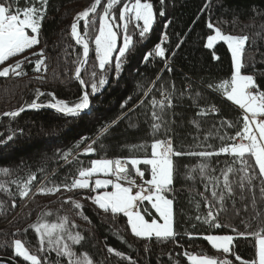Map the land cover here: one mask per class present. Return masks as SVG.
I'll return each instance as SVG.
<instances>
[{"label": "trees", "instance_id": "1", "mask_svg": "<svg viewBox=\"0 0 264 264\" xmlns=\"http://www.w3.org/2000/svg\"><path fill=\"white\" fill-rule=\"evenodd\" d=\"M82 1L47 0L39 43L0 64L2 69L28 58L22 64V75L10 73L8 77H0V116L34 101L45 106L57 99L70 105L79 102L82 92L73 76L82 51L74 45L69 28ZM126 2L128 0H119L112 9L116 23H120L119 13ZM148 2L154 12L149 32L141 38L140 29L134 23L129 25L133 45L122 60L121 70H115L113 56L105 75L106 83L98 86L95 93L91 89V73H97L98 84L100 70L91 44L99 28L98 17L104 9L97 8L93 14L95 30L90 28L88 36L92 63L81 73L91 104L84 114L67 117L31 109L0 121V169L9 170L7 174L0 172V184L7 189L0 190V256L30 264L15 255L13 241L19 239L38 256L41 264H67L66 257L49 251L46 244L41 251L38 235L30 227L42 214L50 213L44 217L48 222L68 217L70 230L85 237L80 244L68 243L78 255L87 253L94 264H191L186 253L219 260L226 258L231 264H253L256 238L237 233L250 234L264 229V194L261 193L264 178L259 176L254 159L248 158L253 166L248 175L255 173V176L250 184L245 180L242 189L240 178L246 173L241 171L239 162L234 163L233 156L220 154L202 158L187 153L218 151L221 146L232 143L228 137L235 136L243 124V112L226 99L219 87L231 80L229 51L223 43L211 49L205 46L206 39L213 33L209 23L223 34L248 37L241 71L252 75L259 90L264 91V0ZM33 3L34 0H12L13 8L23 9ZM35 6L40 7V4L36 2ZM79 24L82 33V23ZM121 32L122 29L119 37ZM158 44L165 49L164 57L153 54L146 61L145 56ZM41 50L46 70L42 65L40 71H35ZM38 91L43 95H38ZM165 96L170 99V106ZM153 100L163 101V109L159 103L153 108ZM213 107L214 112L210 111ZM153 111L161 118L159 121L153 120ZM202 111L205 114L201 115ZM155 122L161 125L158 130L152 127ZM227 122L233 127H228ZM156 140H170L176 152L184 153L172 157L173 183L167 193L168 199L173 201L174 238H138L130 232L123 215L104 212L92 202L96 192L64 189L63 186L71 185L73 179L78 178L79 170L90 167L94 159L150 158L151 144ZM90 144L94 152L83 154ZM65 153H70L67 159ZM201 163L208 165L203 175L199 170ZM138 166L145 173L143 179L148 180V166ZM229 166L234 169L229 174L233 194L225 199L220 210V204L212 197V188L215 178L220 182L217 192L223 188L221 173ZM31 176L35 179L29 184V194L21 198L19 193ZM54 186H60L55 194L38 192L40 188ZM69 198L79 202L82 209L64 203ZM13 202L15 207H12ZM208 202L212 203L216 221L222 227H210L204 222ZM147 210L145 219L156 220V214L149 207ZM72 223L77 227L71 228ZM206 235L234 236L230 253L213 249L203 238ZM108 248L123 256L109 253ZM237 256L241 259L237 260Z\"/></svg>", "mask_w": 264, "mask_h": 264}, {"label": "snow or ice", "instance_id": "2", "mask_svg": "<svg viewBox=\"0 0 264 264\" xmlns=\"http://www.w3.org/2000/svg\"><path fill=\"white\" fill-rule=\"evenodd\" d=\"M38 2L40 7H36L35 3ZM163 2V0H162ZM119 3V0H107L104 5L103 13L99 15V28L97 34L94 37L96 60L98 61V68L100 70V79L98 84L96 82L97 73L93 71L91 73L92 93H95L98 86H103L106 83L105 75L107 69L111 66L113 53L117 52L115 56V70L119 72L121 70V64L126 53L133 45V37L128 34V28L130 24H135L140 29V36L143 38L151 28L154 20L153 5L148 0H128L123 4V7L119 13V21L116 23V17L112 14V9ZM101 4V0H94L90 7L79 12L71 24V35L78 45L83 48V56L78 60V66L75 69V78L79 80L81 85H85L86 81L82 78L81 72L87 64L89 55V30L90 28L95 30L96 18L93 15V19L89 20L90 14H95L98 6ZM47 10V0H34L32 6H27L23 9L18 6L13 8L12 0H0V64H4L9 58L15 57L24 53L26 50L31 49L33 46L39 43V32L42 26L43 18ZM164 13L161 12V15ZM84 21V32L80 33L78 30L79 22ZM142 22V26L140 24ZM210 29L214 26L212 23L208 24ZM123 30V44L117 45L118 33ZM215 35H210L207 38V47L211 48L217 40L224 41L232 55L233 73L231 80L223 82L219 85L223 89L224 96L227 100L233 102L243 111V124L240 130L235 133V136H229L228 139L232 143L221 146L218 151H200L187 153L188 155H196L202 158H208L213 155L228 154L234 157V163L239 162L241 164V171L246 175L240 178V187H245L244 181L247 180L251 183L255 173L248 175L249 169L253 166L249 164L248 158H254L255 167H258L259 176L264 177V91H260L255 79L252 75L242 74V53L244 51L245 43L248 40L247 36H233L223 34L219 28H215ZM155 56L164 57L165 49L161 45H157L154 51ZM33 55H37L33 53ZM41 59L36 60L35 71H40L43 65L46 70V65L43 59V50L39 54ZM153 53H149L145 56L147 61ZM23 60L16 61L15 64L8 65L0 69V77H8L9 74L14 76H20L23 74L22 64ZM19 69V71H18ZM170 70V69H169ZM39 78V77H38ZM151 91V89H149ZM148 93L146 92L145 95ZM38 95H43L38 91ZM52 95V94H49ZM55 99V98H54ZM165 99L169 100V106L171 104L170 99L165 96ZM159 103L160 108L163 109V101H152L153 108ZM48 107L55 108L57 112L63 113L69 116H78L84 109L89 107V94L87 92L81 97L79 102L69 104L63 100H55V103H50ZM28 107L38 108L41 105L35 101L28 105ZM5 112L3 115L15 117L20 111ZM210 111H215L213 107ZM201 115L205 114L203 111ZM153 120L159 121L161 118L157 116L156 112L152 113ZM228 127H233L231 122H227ZM153 129L158 130L161 125L158 122L153 123ZM104 129L103 132H106ZM103 132L101 134H103ZM11 139V137H9ZM224 140V137H220ZM95 143V141H93ZM211 147V145H209ZM94 152L93 146L90 144L83 154H91ZM184 153L176 152L173 148L171 141L156 140L151 144V157L150 158H117L113 159H94L91 166L88 168H81L78 172V178H74L71 185H64L66 191L73 189H90L96 191L97 189H107L111 186L112 191H102L96 196L92 197L93 203H95L104 212H111L114 216L116 214H124L127 217L128 225L131 228L132 233L140 238H151L155 236L157 239L174 238L175 232L173 230V213L172 204L173 201L168 199L165 195L170 191V185L173 183V156H179ZM70 153H65L64 158ZM135 170L136 175L143 179L145 173L141 171L140 164L150 166L151 179L144 181L143 186H137L135 180L131 179L129 175V167ZM208 168L206 163L199 165L201 174H205V170ZM8 169H0V172L4 174L8 173ZM234 169L229 166L226 170L222 171L223 176V188H219L220 182L218 178H215V183L212 188V197L220 204L223 209V204L226 198L231 197L233 194L232 182L229 179V174ZM113 177L112 178H95L94 186L90 181L93 177ZM35 176L29 177V181L24 184L19 195L21 198L28 196L29 184L31 180H34ZM123 182V183H122ZM128 185V186H125ZM133 187H138V190L133 192ZM0 190H5V186L0 184ZM60 190V186H54L52 188H40L39 194H55ZM261 193L264 194V187L261 188ZM144 201L151 204L152 209L163 220V224H159L155 219L151 222L145 219L142 214L140 205ZM64 203H72L76 209H82V205L69 198ZM255 203V201H253ZM12 207H15L13 202ZM209 211L204 222L208 223L210 227L220 228L222 225L216 221V213L213 212V205L211 202L207 203ZM2 208V205H0ZM147 212V209H143ZM50 213H44L41 217H38L37 223L30 225L32 229L38 235L39 243L41 245L40 250L43 251L45 244L49 251H55L57 256H63L67 258V264H94L93 259L87 254L82 253L80 255L73 251L68 241H71L72 245L80 244L85 237L79 232L73 233L69 228V219L67 216L59 217L58 222H48L44 217L49 216ZM199 219V217H197ZM77 225L71 224V228H76ZM236 230L233 229V232ZM264 232V229L261 230ZM261 232H255L250 234L237 233L238 236L251 235L257 240V258L258 264H264V235ZM206 239L213 248L223 251L227 254L231 251V246L235 239L232 235H206L203 237ZM15 255L21 257L24 261L30 262V264H41V260L36 254H33L25 246V244L16 239L13 241ZM109 253L122 257L123 254L112 248H108ZM192 264H231L228 259H215L208 258L207 256L197 258L196 256L189 255ZM237 260L241 258L236 257ZM243 264V262H242ZM255 264V262H253Z\"/></svg>", "mask_w": 264, "mask_h": 264}, {"label": "rangeland", "instance_id": "3", "mask_svg": "<svg viewBox=\"0 0 264 264\" xmlns=\"http://www.w3.org/2000/svg\"><path fill=\"white\" fill-rule=\"evenodd\" d=\"M107 3V0H101V4L98 6V8H103L104 9V5ZM89 6H86V4H85V0H83L82 1V4H81V9L79 10V12L81 11V10H85L86 8H88ZM78 12V13H79ZM78 13H76L75 14V17H76V15L78 14ZM75 17H73V20H74V18ZM72 20V21H73ZM154 21V20H153ZM121 23V22H120ZM140 24H141V26H142V22H140ZM79 25L80 24H78V30H79ZM152 26V25H151ZM215 29V28H214ZM214 29H212L213 30V33L211 34V35H215V31H214ZM80 31V30H79ZM81 33V32H80ZM123 32H121V35H120V37L118 36V39H117V45H118V47L119 46H122V44H123V34H122ZM94 41V40H93ZM207 39H206V43H205V46L207 45ZM217 43H223L226 47H227V49H228V51H229V54H230V58H231V64H232V73H233V63H232V55H231V52H230V50H229V48H228V46H227V44L224 42V41H220V40H217L216 42H214V44H213V46L215 45V44H217ZM90 46V45H89ZM212 46V47H213ZM91 47H92V49H93V52H94V56L96 55V53H95V44H94V42H92V44H91ZM211 47V48H212ZM206 48H208L207 46H206ZM211 48H208V49H211ZM89 50H90V55H91V49H90V47H89ZM118 53L117 52H114L113 53V56H116ZM89 63L91 64L92 63V61H91V58L87 61V64H86V66L87 65H89ZM97 65H98V61H97ZM85 66V67H86ZM84 67V68H85ZM254 159V158H253ZM255 162V161H254ZM148 168H149V179L148 180H150L151 179V171H150V166H148ZM258 168V167H257ZM95 178H112V179H114L113 177H104V176H99V177H93L92 178V180L90 181V183H92L93 184V186H94V179ZM264 178V177H263ZM123 183V182H122ZM125 186H128V185H125ZM143 186H145L146 187V185L144 184V182H143ZM134 190H138V187H133V192H134ZM102 191H112V188H111V186H109L107 189H97L96 191H94V192H96V193H94L95 195H97L98 193H100V192H102ZM168 193V192H167ZM167 193H165V195H166V197H167ZM168 198V197H167ZM141 206V210H142V214L144 215V214H146V212H144L143 211V209H147L148 207L156 214V216H157V222L159 223V224H163V220L159 217V215L155 212V209H152V207H151V204L149 203V202H147V201H144L143 202V204H141L140 205ZM121 215H123L126 219H127V217L124 215V214H122V213H120ZM148 214V213H147ZM155 219V218H154ZM151 222V221H150ZM128 223V222H127ZM129 230H130V232L132 233V231H131V228H130V226H129ZM133 234V233H132ZM134 235V234H133ZM135 236V235H134ZM137 237V236H136ZM138 238H140V237H138ZM151 238H156L155 236H153V237H151ZM208 242V241H207ZM209 243V242H208ZM209 245L212 247V245L209 243ZM222 250V249H221ZM197 258H199L198 256H196ZM21 258V257H20ZM22 259V258H21ZM189 261H190V259H189ZM191 262V261H190Z\"/></svg>", "mask_w": 264, "mask_h": 264}, {"label": "water", "instance_id": "4", "mask_svg": "<svg viewBox=\"0 0 264 264\" xmlns=\"http://www.w3.org/2000/svg\"><path fill=\"white\" fill-rule=\"evenodd\" d=\"M93 2H94V0L91 2V4H92ZM91 4H90V6H91ZM90 6H89V7H90ZM81 11H83V10H81ZM91 15H93V14H90V16H91ZM90 16H89V17H90ZM88 19H89V18H88ZM72 23H73V21H72ZM72 23H71V24H72ZM79 23H82V29H83V32H84V21L81 20ZM83 32H82L81 34H83ZM69 34H70V37H71V39H72L74 45H75L76 47H78V48L82 51V56H83V48H82V46H81V45H78V44L75 42V40H74V38L72 37V35H71V25H70V28H69ZM89 57H90V50H89V55H88V59H87V61L89 60ZM82 71H83V70H82ZM81 73H82V72H81ZM73 78H74V80L77 81V83H78V85H79V87H80V89H81L82 96H83L84 93L87 92L85 86H84V85H81V83L79 82V80H77V79L75 78V73H74ZM30 105H31V104H30ZM39 105H40V104H39ZM90 105H91V104H90V99H89V107H88L87 109H84V110L82 111L81 114H84V113L90 108ZM21 108H23L24 110H23V111H20L19 114L24 113V112H26L27 110H31V109H43V110L51 111V112H54V113H57V114H60V115L67 116V117H73V116H69V115H65V114H63V113L57 112L55 108L48 107V106H45V105H41V107H38V108L28 107V105H27V106H23V107H21ZM21 108H19V109H21ZM19 109L14 110V111H18ZM10 112H11V111H10ZM19 114H18V115H19ZM81 114H80V115H81ZM78 116H79V115H78ZM6 118H11V116L1 115V116H0V121H2L3 119H6ZM0 264H21V263L18 262V261H16V260H14L13 258H8V257L0 256Z\"/></svg>", "mask_w": 264, "mask_h": 264}, {"label": "built area", "instance_id": "5", "mask_svg": "<svg viewBox=\"0 0 264 264\" xmlns=\"http://www.w3.org/2000/svg\"><path fill=\"white\" fill-rule=\"evenodd\" d=\"M163 41L167 42V39H164ZM151 52H154V50H152ZM127 167H129V170H130L129 171V175H130L131 179L135 180L137 186L141 185L142 184V179L138 175H136V172H135L134 169H132L128 165H127Z\"/></svg>", "mask_w": 264, "mask_h": 264}, {"label": "crops", "instance_id": "6", "mask_svg": "<svg viewBox=\"0 0 264 264\" xmlns=\"http://www.w3.org/2000/svg\"><path fill=\"white\" fill-rule=\"evenodd\" d=\"M229 101V100H228ZM231 104H233L234 106H236V107H238L239 108V106H237L236 104H234L233 102H231V101H229ZM240 109V108H239ZM241 110V109H240ZM242 111V110H241ZM243 112V111H242ZM91 166V165H90ZM157 220V219H156ZM207 241V240H206ZM209 244V243H208ZM213 248V247H212ZM213 249H215V248H213ZM215 250H217V249H215ZM256 253H257V240H255V259H254V262H255V264H258V258H257V255H256ZM200 258V257H199ZM190 262V261H189ZM191 264H192V262H190Z\"/></svg>", "mask_w": 264, "mask_h": 264}, {"label": "bare ground", "instance_id": "7", "mask_svg": "<svg viewBox=\"0 0 264 264\" xmlns=\"http://www.w3.org/2000/svg\"><path fill=\"white\" fill-rule=\"evenodd\" d=\"M93 0H85V4H86V6H90V4H91V2H92ZM94 196H96V195H94ZM93 196V197H94ZM93 202V201H92ZM95 204V203H94Z\"/></svg>", "mask_w": 264, "mask_h": 264}]
</instances>
